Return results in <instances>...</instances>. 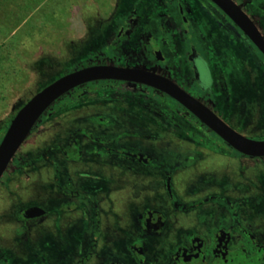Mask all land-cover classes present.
I'll return each mask as SVG.
<instances>
[{
	"label": "flooded vegetation",
	"instance_id": "1",
	"mask_svg": "<svg viewBox=\"0 0 264 264\" xmlns=\"http://www.w3.org/2000/svg\"><path fill=\"white\" fill-rule=\"evenodd\" d=\"M232 1L264 39V0ZM82 16L59 76L129 69L174 84L241 135L233 126L264 127V105L246 99L250 78L264 94V54L213 1L110 0ZM37 132L39 174L57 181L54 211L19 206L14 224L41 250L33 263L14 264H264V156L234 149L166 91L140 80L88 81L59 97ZM232 155L257 164L236 165ZM30 207L42 213L25 217ZM48 218L67 235L74 227L66 223L82 224L80 241L42 243Z\"/></svg>",
	"mask_w": 264,
	"mask_h": 264
},
{
	"label": "rangeland",
	"instance_id": "2",
	"mask_svg": "<svg viewBox=\"0 0 264 264\" xmlns=\"http://www.w3.org/2000/svg\"><path fill=\"white\" fill-rule=\"evenodd\" d=\"M109 1L0 0V139L15 112L33 94L54 81L62 70L68 68L70 62L67 47L71 40L78 39L82 34V10H87L89 7L103 8L109 4ZM262 12L264 13V10ZM70 55L73 56L71 52ZM43 63L49 65L44 66L41 73H38L37 70L40 69V65L43 66ZM258 81L249 79L246 95L249 107L256 102L264 105V94L258 92V88H262L263 83L261 81L260 84ZM248 115H251V111ZM42 118L43 115L36 125ZM34 127L0 178V244L4 243V246L0 247V255L5 264H14L16 259L21 263H33L35 257H39L38 251L41 250L37 239L24 237L25 230L22 225L14 224L19 206L39 204L49 210L54 208L51 200L54 195L53 190L57 188L55 184L57 181L44 180L43 174H39L38 170L42 162L36 153L34 154V148L38 146V141H41L42 132L34 133ZM233 128L253 139H259L264 134V127L259 130L251 127L240 129L238 126H233ZM69 157L73 155L69 154ZM19 160L22 169L16 170L15 165ZM231 160L233 163L236 162V165L257 164L253 160L234 155ZM54 162L57 167L63 168L62 158L56 157ZM55 177L62 179L63 174L56 172ZM35 188L40 190L39 195L35 193ZM51 221V218H48L46 224L48 228L52 227V231L44 236L42 243L51 244V235L58 241L68 237L70 248H73V243L80 241L82 224L66 223V226L63 223L62 225L68 230L74 227L71 234L67 235L64 231L57 230ZM14 234L21 238L14 239ZM9 235L13 244L17 246L18 256H14L7 248L11 242L8 240ZM86 251L90 252V249ZM75 252L79 251L76 249ZM57 254L56 251H51V255L57 256Z\"/></svg>",
	"mask_w": 264,
	"mask_h": 264
},
{
	"label": "water",
	"instance_id": "3",
	"mask_svg": "<svg viewBox=\"0 0 264 264\" xmlns=\"http://www.w3.org/2000/svg\"><path fill=\"white\" fill-rule=\"evenodd\" d=\"M211 1L230 16L264 54V39L247 15L232 0ZM136 73L138 72L112 66L83 67L59 76L33 94L15 112L0 139V178L40 117L47 112L54 102L75 86L98 79L140 80L156 86L183 103L234 149L250 156H264V140H253L237 133L174 84L155 76L148 79L138 77ZM40 213L42 211L37 207H30L23 211L25 217H32Z\"/></svg>",
	"mask_w": 264,
	"mask_h": 264
}]
</instances>
